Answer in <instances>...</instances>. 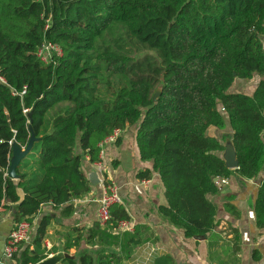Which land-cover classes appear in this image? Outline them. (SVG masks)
I'll return each instance as SVG.
<instances>
[{
    "label": "trees",
    "instance_id": "obj_1",
    "mask_svg": "<svg viewBox=\"0 0 264 264\" xmlns=\"http://www.w3.org/2000/svg\"><path fill=\"white\" fill-rule=\"evenodd\" d=\"M263 34L264 0H0V206L15 204L14 225H31L47 203L71 210L90 190L83 157L96 162L105 137L135 125L139 157L152 162L136 176L158 173L165 197L158 213L187 238L210 233L215 179H251L264 166V79L250 95L227 92L235 78L264 75ZM44 42L61 53L43 61ZM225 117L236 169L226 167L223 144L207 132L223 127ZM29 126L34 140L15 181L6 174L11 146L26 147ZM255 214L263 228L264 178ZM110 215L85 232L70 227L64 250L79 252L61 263L123 264L149 240L139 223L115 232L119 220L130 219L122 204ZM49 224L43 217L31 244L19 245L17 264L46 258ZM82 242L89 248L80 250ZM150 264L175 262L154 253Z\"/></svg>",
    "mask_w": 264,
    "mask_h": 264
},
{
    "label": "crops",
    "instance_id": "obj_2",
    "mask_svg": "<svg viewBox=\"0 0 264 264\" xmlns=\"http://www.w3.org/2000/svg\"><path fill=\"white\" fill-rule=\"evenodd\" d=\"M261 41L264 48V34ZM253 78L254 82L247 81L242 87L244 91L240 93L252 94L264 75H254L251 79ZM135 131V125L129 126L120 131L118 143L104 145L101 169L90 162L88 155L83 157L82 169L89 181V192L73 199L70 203L71 210H66L63 206L53 207L50 203L42 205L31 224L30 241L21 247L31 244L41 219L48 216L50 224L42 242L44 252L47 256L65 252L76 257L79 250H64L69 234L74 233L70 227L78 226L85 232L98 221L97 199L102 193L104 180H112L119 187L122 205L129 214V220L133 225L139 223L147 228L149 240L142 244L144 248L138 253L149 260L148 264L154 253H168L175 264H264V227L257 226L255 214L256 195L264 178V166L251 179H243L235 174L220 178L219 192L209 196L216 206L215 227L205 235L187 238L182 229L171 226L157 211L160 204H165L164 189L158 173L153 172L147 179H138L136 176L140 169L151 168L152 162L140 159ZM231 134L232 129L224 133L227 138H231ZM216 138L224 146V140ZM18 191L20 193L21 189ZM14 209L15 204L8 199L3 200L0 206V264H17L13 257L8 259L3 256L6 238L14 226ZM80 247V250L89 248L84 242ZM137 248L134 249L133 256L137 254Z\"/></svg>",
    "mask_w": 264,
    "mask_h": 264
},
{
    "label": "built area",
    "instance_id": "obj_3",
    "mask_svg": "<svg viewBox=\"0 0 264 264\" xmlns=\"http://www.w3.org/2000/svg\"><path fill=\"white\" fill-rule=\"evenodd\" d=\"M61 49L52 43L44 42L38 50V56L43 61H48L53 54L59 55ZM120 129H115L110 135L104 138L99 143V160L94 162V165L98 168H102L101 159L104 154V145L112 144L116 142L120 134ZM220 178H216L215 182L218 185ZM145 183V182H144ZM115 204H122V198L119 193L118 185L112 180H104L102 187V193L97 199V215L100 224H106L110 220V208ZM133 223L130 220H119L115 232L132 231ZM31 225L28 222H18L10 230L3 248V256L11 259L13 255L18 252L19 245L26 243L30 239Z\"/></svg>",
    "mask_w": 264,
    "mask_h": 264
},
{
    "label": "water",
    "instance_id": "obj_4",
    "mask_svg": "<svg viewBox=\"0 0 264 264\" xmlns=\"http://www.w3.org/2000/svg\"><path fill=\"white\" fill-rule=\"evenodd\" d=\"M161 88L157 87L155 91L152 94V101L155 102L157 100V97L160 93ZM28 116L30 117V113H28ZM29 130L31 132L28 144L26 147L22 148L15 142L12 143L11 146V155L9 158V165L7 168V176H9L13 180L18 179L17 174V167L23 160V158L26 156V154L29 152L32 142L34 140V134L32 132L31 126H29ZM207 133V132H206ZM222 159L229 169H236L238 167V160L236 156L235 147L233 144V141L231 138H227L224 141V150L222 152ZM71 256L65 252H57L56 254L47 256L46 258L42 259L36 264H58L62 262L65 258H70Z\"/></svg>",
    "mask_w": 264,
    "mask_h": 264
},
{
    "label": "rangeland",
    "instance_id": "obj_5",
    "mask_svg": "<svg viewBox=\"0 0 264 264\" xmlns=\"http://www.w3.org/2000/svg\"><path fill=\"white\" fill-rule=\"evenodd\" d=\"M255 78L253 79H250V80H246V79H242V78H235L234 81L232 82V84L229 86L227 92H243L244 88L243 85L249 81V82H254ZM218 109L221 110V107L218 106ZM210 134L212 135H215L216 137H219L222 139V141L227 138L226 136L227 135H224V133L226 134V132H228L229 130H231V127L229 125V122L227 120V118L225 117V124L223 127L221 128H216V127H213L211 126L210 127ZM75 152H78V145L75 146ZM33 174L36 176V177H39L41 175V170L38 168V166L36 164H34L33 166ZM31 238V236H30ZM30 239L27 241L29 242ZM26 242V243H27ZM137 254L135 256H131L129 258H126L123 260V264H148L149 260L148 259H145V258H142L140 253H138L140 250L142 251V249L144 247H142V244L138 245L137 246ZM139 259H142L143 261L140 262Z\"/></svg>",
    "mask_w": 264,
    "mask_h": 264
}]
</instances>
